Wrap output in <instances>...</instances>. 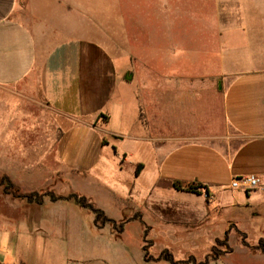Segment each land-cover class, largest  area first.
I'll return each instance as SVG.
<instances>
[{
	"label": "crops",
	"instance_id": "crops-1",
	"mask_svg": "<svg viewBox=\"0 0 264 264\" xmlns=\"http://www.w3.org/2000/svg\"><path fill=\"white\" fill-rule=\"evenodd\" d=\"M162 1L157 18L162 34L154 48L143 41L140 52L127 50L129 40L139 39L132 29L120 28L140 20L132 8L123 11L119 0H0V170L12 178L14 170L46 168L43 160L55 149L59 162L76 167L72 156L83 138L117 116L107 113L106 105L127 107L129 100H114L120 82L141 79V100L130 102L135 101L142 128L154 134L146 141L154 149L155 186L171 196L144 195L127 218L141 214L142 219L127 224L140 221L150 234L145 209L165 222L164 210L190 214L203 202L209 225L225 224L223 233L243 232L242 222L252 228L255 240L247 241L243 232L251 247L241 243L240 250L264 264V252L255 249L264 245V0H204L209 17L192 34L179 26L180 3ZM124 57L131 65L122 72L118 61ZM137 63L141 69L134 68ZM99 143L104 145L103 138ZM139 164L143 169L136 179L146 168ZM249 175L261 179L256 190L231 187L234 179ZM174 182L206 188L194 193L176 189ZM128 195L139 198L133 190ZM81 217L69 212L59 227L24 223L11 235L0 229V263H9L13 253L9 264H36L32 255L40 243L46 264H137L115 239L85 242L81 234L88 226L101 235L115 234ZM140 246L143 261L150 262L146 245ZM234 254L233 248L210 264H228Z\"/></svg>",
	"mask_w": 264,
	"mask_h": 264
},
{
	"label": "rangeland",
	"instance_id": "rangeland-1",
	"mask_svg": "<svg viewBox=\"0 0 264 264\" xmlns=\"http://www.w3.org/2000/svg\"><path fill=\"white\" fill-rule=\"evenodd\" d=\"M176 1L177 5L180 3L181 7V14L178 16L182 17V24L180 23L179 25L182 28V33L192 31V34L197 29L200 31V25L204 24V20L202 19L209 17L206 13L207 11L204 9V0ZM143 3H146V5H143ZM162 3V0H119V7L123 11L132 8L131 10L136 21L138 22L140 20L138 24H134L133 26H120L122 29H132L133 34H136L139 39L137 43L135 40L133 42L129 40L126 43L127 46L124 41H120L122 48L126 46L128 50L134 47L140 51L141 49L139 48L143 41L150 48L156 47L159 36L162 34L160 30L162 25L157 21L160 13H162ZM129 42L130 44H128ZM106 43L109 45V42ZM119 51H121L120 48ZM156 56L157 54L154 56L150 55L152 59ZM128 63L125 57L120 58L118 65H121L122 72L126 69ZM130 65L131 62L129 63ZM133 66L134 68L140 67L139 69L142 67L141 63L133 64ZM140 83H142L141 79L131 83L120 82L118 93L114 100H129L126 105L127 109L124 107L123 110H118L117 106H114L113 103L106 105L105 110L107 113L111 116L112 114L117 116L109 125L104 122V125L100 129H96L83 138L84 143L82 140L78 146L80 150L75 149V155L74 157L72 156L76 167L68 168L59 162V157L55 149L53 155L52 153H47L48 160H43L44 164L42 166H47L46 168L14 170L15 175L12 178L9 176V178L15 184V187L23 194L54 192L58 196H68L72 193L86 196L89 201L104 210L108 217L115 219L117 222L130 217L133 213L132 203L140 206L142 197L149 195L151 191L153 192L152 195H164V198L170 199L171 195H169L167 190H161L155 186L157 183V166L155 155L153 154L154 149L150 146L152 143L146 141L150 135L154 134L142 128L136 116L137 107L135 101L133 104L130 102V100H137V97L141 100L140 91L142 88ZM109 85H107L108 89L105 93L110 92L109 90L111 88ZM104 90L105 86L103 87ZM117 111L119 115L123 113L125 117H119ZM157 123L161 122L158 121ZM100 138H103V146H100L102 144V142L101 144L99 143ZM47 141L50 144L51 138H47ZM54 141L56 145L57 139ZM50 148L49 145L47 149L50 150ZM139 163H144L146 168L140 178L136 179L135 173L137 164ZM3 173L0 170V177L7 175ZM130 190L138 194L139 198L132 199V197H129ZM206 207L205 203H198L196 212L190 214L177 213L171 208L166 209L163 211L165 222L163 221V217L152 209L149 211L145 209L143 220L148 226L152 227L147 237L149 242H144L146 227L140 221H132L127 224L121 238L116 236L117 233L109 224L104 227L112 230L115 235H112L109 231H104L101 235L95 229L90 230L91 227L89 226L88 233L83 231L81 235H83L85 242L90 241L94 237L103 242L115 239L125 247L128 259L137 264H167L165 262H144L142 248L140 246L141 243L143 246H148V254L154 258L158 257L162 251L168 250L175 260H187L191 256H194L197 261H203L207 255L213 254V247L216 246L217 239H224L225 236V233L222 232L224 231L225 224L221 225L217 222L216 226L209 225V216L206 212ZM141 210H143V207L137 209L135 212L140 213L142 212ZM75 211L81 214L83 222L85 221L86 224L95 226L94 215L89 210L76 205L74 201L52 202L49 197H46L44 203L38 205L29 203L24 199L6 195L2 188H0V229L10 235L12 231L17 230L16 227H20L24 223L28 224L29 222L38 225V227L47 223L59 227L58 225L62 223L65 215H68L69 212L73 214ZM242 223L241 225L245 230L242 229L241 231L248 234L247 241L250 239L252 241L255 240V234L251 231L252 228L246 226L245 222ZM174 228L176 231L180 230V233H175L173 231ZM38 235L45 236L42 233H38ZM55 235L60 236V234L53 233V236ZM151 239L155 242V245L153 241H150ZM241 241V235L239 233L237 235H229V245L234 248L236 254L229 258L227 263L236 264L241 262L244 264H256L257 262L254 259L246 257L247 255L244 251L240 250ZM39 244L34 245L36 250L33 251L32 258H34L36 264H46L45 260L47 257L43 252V245ZM218 249L224 251L225 247L218 246ZM250 250L252 251V249ZM225 255L227 254L221 256ZM13 257V253H11L8 258L9 263L14 262ZM38 261H41V263Z\"/></svg>",
	"mask_w": 264,
	"mask_h": 264
},
{
	"label": "trees",
	"instance_id": "trees-1",
	"mask_svg": "<svg viewBox=\"0 0 264 264\" xmlns=\"http://www.w3.org/2000/svg\"><path fill=\"white\" fill-rule=\"evenodd\" d=\"M142 169H143V164H139L136 168V173H135L136 176L140 174ZM173 185L178 190H186L200 194L202 193L201 190L206 188V186L200 183L183 184L181 182H174ZM0 188H2L3 192L6 195H11L14 198H18V199H24L29 203H35L38 205H42L46 197H49L52 202L74 201L76 205L80 206L81 208L89 210L94 215V224L96 227L103 228L104 226L109 224L113 227V230H115L117 236H121L125 232L126 225L129 221L142 219V215L137 214L133 218L124 219L117 222L115 219L108 217L104 210L97 207L93 202L89 201V199L86 196L78 195L75 193L69 194L68 196H58L54 192H45V193L32 192V193L23 194L15 187V184L7 175H3L0 177ZM238 232L241 235L242 244L250 248L251 245L246 241L247 235L243 232H240L239 230ZM229 234L230 232L227 231L225 233L224 239H217L216 246L213 247V254L207 255L203 261H197V259L194 256H191L187 260H175L173 255L168 250L163 251L158 257L154 258L152 256H149L147 251L148 246L143 247V251L145 252V260L150 262L167 261L171 264H210L213 261H217L221 257V255L233 252V248L229 245ZM147 235H148V228L145 230V236H144L145 242L147 241ZM218 246H224L225 250L224 251L219 250ZM255 249L264 252V245L260 244L259 246L255 247Z\"/></svg>",
	"mask_w": 264,
	"mask_h": 264
},
{
	"label": "built area",
	"instance_id": "built-area-1",
	"mask_svg": "<svg viewBox=\"0 0 264 264\" xmlns=\"http://www.w3.org/2000/svg\"><path fill=\"white\" fill-rule=\"evenodd\" d=\"M261 186V179L256 175H249L233 180L231 187L234 189H243L244 191H253Z\"/></svg>",
	"mask_w": 264,
	"mask_h": 264
}]
</instances>
